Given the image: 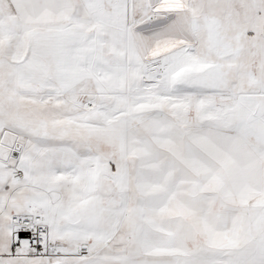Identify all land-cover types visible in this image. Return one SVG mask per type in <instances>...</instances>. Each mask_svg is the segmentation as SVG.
Here are the masks:
<instances>
[{
	"label": "snow or ice",
	"instance_id": "obj_1",
	"mask_svg": "<svg viewBox=\"0 0 264 264\" xmlns=\"http://www.w3.org/2000/svg\"><path fill=\"white\" fill-rule=\"evenodd\" d=\"M0 264H264V0H0Z\"/></svg>",
	"mask_w": 264,
	"mask_h": 264
}]
</instances>
